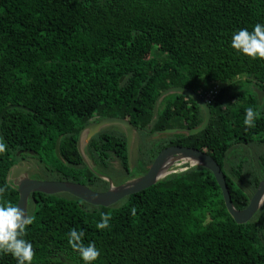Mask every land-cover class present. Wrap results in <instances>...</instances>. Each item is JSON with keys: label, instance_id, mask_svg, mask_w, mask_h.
<instances>
[{"label": "trees", "instance_id": "trees-1", "mask_svg": "<svg viewBox=\"0 0 264 264\" xmlns=\"http://www.w3.org/2000/svg\"><path fill=\"white\" fill-rule=\"evenodd\" d=\"M257 23L264 25V0H0V114L12 107L0 120L7 145L0 154V188L7 186L0 203L18 206L8 175L19 153L38 156L52 180L88 186L96 179L77 140L98 116L123 119L139 131L138 174L130 172L125 135L113 134L123 139L112 148L130 173L124 179L148 173L169 147L195 149L218 163L234 207L245 210L264 182V60L237 53L231 41ZM216 86L203 132L153 138L197 129L205 120L179 94L164 98L153 120L163 92L186 88L203 97ZM249 106L258 114L254 128L243 123ZM102 137L89 150L98 164L110 152L98 142ZM183 166L111 208L41 195L24 237L33 245L32 264H84L68 243L73 228L100 251L94 264H264V206L239 226L214 175ZM102 213L111 215L105 230L96 227ZM0 264L17 261L0 254Z\"/></svg>", "mask_w": 264, "mask_h": 264}, {"label": "water", "instance_id": "water-1", "mask_svg": "<svg viewBox=\"0 0 264 264\" xmlns=\"http://www.w3.org/2000/svg\"><path fill=\"white\" fill-rule=\"evenodd\" d=\"M179 94L186 96L192 99L204 112L205 120L201 127L193 130H166L159 133H156L155 137H160L163 135H175V134H186L189 136L197 135L203 132L210 124L211 121V109L209 105L206 103L204 98L186 88H171L163 92L158 99L156 100L153 112V120H156L158 117V111L161 101L169 95ZM12 109V107L6 108L0 114V120L3 115ZM120 126L122 127L127 136V152H128V164L130 169L132 170L131 163V154L132 148L135 140L136 128L130 123L123 119L111 118L105 120L97 125L91 126L87 131V139H91L100 130L106 126ZM86 130L81 132L80 141L82 139L83 134ZM59 145L60 140L57 141L56 144V155L59 157ZM79 152L84 160V163L88 165L87 161L82 155V149L79 146ZM172 162V166L184 163L189 164L192 167H202L210 171L220 187L223 199L228 210V213L235 221V223L239 226L248 224L258 213V211L264 206V182H262L255 195L250 201L248 207L243 211H238L232 202L230 191L228 189L226 183V177L218 165V163L211 158L209 155L200 152L195 149L184 148V147H169L159 153L148 173L142 177L131 180L126 184L119 186L117 188L111 187V189L106 193H95L86 186L80 184H73L67 182H33V181H25L23 184L19 185L17 183L20 199L18 202V206L21 209L25 210L28 214V199L31 193H41L48 196H56L61 194L69 195L73 198H76L82 202H85L94 207H103L110 208L120 203V201L125 200L128 197L137 195L142 193L151 187H154L159 181L165 179L169 175H171L169 168L166 167V164ZM170 167V169H171ZM12 168L8 175V182L10 181V175L13 174V179H18L17 172ZM167 172L163 174V172Z\"/></svg>", "mask_w": 264, "mask_h": 264}, {"label": "clouds", "instance_id": "clouds-1", "mask_svg": "<svg viewBox=\"0 0 264 264\" xmlns=\"http://www.w3.org/2000/svg\"><path fill=\"white\" fill-rule=\"evenodd\" d=\"M231 47L237 52L252 60H264V25L257 23L252 31L247 28L240 29L232 36ZM244 125L247 128H254L257 112L252 106L245 109ZM7 145L0 139V154L5 153ZM7 189V186L0 188V195ZM121 204L126 201H120ZM137 209H131V215L135 216ZM110 214H101V221L96 224L100 230L110 227ZM34 222V216L26 213L19 206L11 203H0V254H11L17 264H32L35 256L33 245L24 237L27 235V228ZM84 231L71 229L68 234V243L71 248L78 252L84 264H94L101 253L95 243L84 244Z\"/></svg>", "mask_w": 264, "mask_h": 264}, {"label": "flooded vegetation", "instance_id": "flooded-vegetation-1", "mask_svg": "<svg viewBox=\"0 0 264 264\" xmlns=\"http://www.w3.org/2000/svg\"><path fill=\"white\" fill-rule=\"evenodd\" d=\"M111 119L110 117L107 118H99L98 116L94 117L90 120V123L82 128V130L79 133L78 140H77V148L79 150V146L82 149V155L87 161L88 165L87 167L92 171V173L95 175L96 179L89 180L87 188L92 190L95 193H106L108 192L111 187H119L127 182L137 179L139 177H142L145 174H139L135 178L132 179H124L126 175L128 174L126 169L119 163V161L116 159L115 155L113 154V146L117 143H123V139H116L113 134H124L126 137L127 142V136L125 130L120 126H106L100 130L99 133H97L95 136H93L91 139H87V130L94 125H97L105 120ZM83 130H86V132L83 134L81 141L80 136L81 132ZM159 133V132H156ZM156 133L153 135L154 139H159L160 137H155ZM103 134V137L101 139H98V142L101 144L107 143L110 147L108 156H102L103 163L98 164L94 158L92 157L91 152L89 151L91 149V146L93 147L94 144L92 142L97 139L99 135ZM138 142V144H141V138L139 136V131L136 129L135 133V140L134 144ZM104 145V144H103ZM94 149V148H93ZM82 157V156H81ZM83 159V158H82ZM104 159L107 160V163L104 161ZM132 154H131V163H132ZM64 167L66 168V161L63 160ZM13 170L17 172L18 179H13V174L10 175V183L13 185L14 189L18 191L17 183L19 185L23 184L25 181H33V182H58V180H52L51 175L52 172L49 168L43 165L42 161L38 156H35L33 152H30L29 154H21L19 153L17 162L12 167ZM150 168V167H149ZM130 169V167H129ZM137 169V172H136ZM139 173V166L132 164V170L130 169V172ZM116 175L121 176L123 179H115ZM19 193V191H18ZM41 193H31L29 195L28 199V214L30 213V210L32 207L36 206V200H40L42 197ZM66 194L56 195V196H62L65 197ZM48 196V195H46ZM114 207V206H112ZM111 208V207H110Z\"/></svg>", "mask_w": 264, "mask_h": 264}, {"label": "rangeland", "instance_id": "rangeland-1", "mask_svg": "<svg viewBox=\"0 0 264 264\" xmlns=\"http://www.w3.org/2000/svg\"><path fill=\"white\" fill-rule=\"evenodd\" d=\"M164 136V135H163ZM138 142H136L135 143V145H133V148H132V159H133V161H132V164L133 165H136L137 164V148H138ZM185 165L184 163H179V164H176V165H174V166H172L171 167V169H170V173L171 174H174V173H177V172H179V171H183V169H184V166L183 165ZM136 172H137V169H136ZM55 264H68V263H65L64 261H58V262H56Z\"/></svg>", "mask_w": 264, "mask_h": 264}, {"label": "built area", "instance_id": "built-area-1", "mask_svg": "<svg viewBox=\"0 0 264 264\" xmlns=\"http://www.w3.org/2000/svg\"><path fill=\"white\" fill-rule=\"evenodd\" d=\"M219 92H220V88L218 86H216L214 89L209 91L205 96H203V98L206 101V103L208 105H210L216 99V97L219 95Z\"/></svg>", "mask_w": 264, "mask_h": 264}, {"label": "bare ground", "instance_id": "bare-ground-1", "mask_svg": "<svg viewBox=\"0 0 264 264\" xmlns=\"http://www.w3.org/2000/svg\"><path fill=\"white\" fill-rule=\"evenodd\" d=\"M171 165H172V162H169L168 164H166V167L169 168L168 171H170ZM166 173L167 172H165V171L163 172V174H166Z\"/></svg>", "mask_w": 264, "mask_h": 264}]
</instances>
